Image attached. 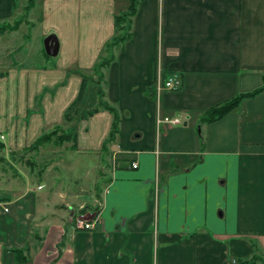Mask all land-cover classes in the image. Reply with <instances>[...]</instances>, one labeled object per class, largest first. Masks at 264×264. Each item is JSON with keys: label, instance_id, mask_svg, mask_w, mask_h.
Listing matches in <instances>:
<instances>
[{"label": "crops", "instance_id": "0c3cea01", "mask_svg": "<svg viewBox=\"0 0 264 264\" xmlns=\"http://www.w3.org/2000/svg\"><path fill=\"white\" fill-rule=\"evenodd\" d=\"M131 4L127 31L115 28ZM21 28V42L43 48L51 35L56 52L42 49L47 68L19 64L38 52L23 55L22 43L6 56L3 148L59 127L74 132V147L37 149L76 157L2 161L0 264H236L253 253L264 264V0H0V34ZM172 76L176 90H155ZM42 85L57 87L32 105ZM77 213L93 229H73ZM10 247L23 250L16 262Z\"/></svg>", "mask_w": 264, "mask_h": 264}, {"label": "rangeland", "instance_id": "374dc122", "mask_svg": "<svg viewBox=\"0 0 264 264\" xmlns=\"http://www.w3.org/2000/svg\"><path fill=\"white\" fill-rule=\"evenodd\" d=\"M33 1H35V0H33ZM33 5L31 6V9H32ZM25 8L27 9V7H25ZM34 15H32V16H34ZM22 33H25L23 28H21L20 31L4 33L3 35L0 34V73L4 72V67H5L4 65L7 61L6 56H7V59H9L11 56L13 57L14 56V54H13L14 50L13 49H16V47H18V45L20 43H22L21 47H20V51L22 52L23 55L28 54V53L34 54L37 50H38V52L36 54V57L30 56L28 61H23V62L19 61L20 62L19 64H21L22 66H27L29 68L30 67H34V68H38V67L47 68L48 67V62H46L47 60L40 58L43 54V50H42L43 48H42L41 42L38 40V41H31V43H29V44L27 42L23 43V42H21L22 38L20 37V35ZM10 52H12L11 56L9 55ZM15 54L17 55L16 50H15ZM56 87H57L56 85H54L53 87H47V86H43V85L37 86L36 88L33 87V90L35 92V97H34L35 102H33L32 105L37 106L38 102H40V100H42V98L45 95L50 96L54 92L53 90ZM24 88L27 90L32 89L31 86L20 87L17 93L20 94ZM1 96H2V94H1V85H0V112L2 111ZM11 96H12V94H11ZM12 104H13L14 112L18 114L22 109V103H20L19 101L17 103L15 101H13ZM29 114H31V113L28 111V116L23 117L22 119H16V120L20 123H22V122L25 123V122H27V120L29 118ZM32 115H33V113H32ZM40 115L43 117L42 112ZM50 132H51V139H50L51 142H54V141L57 142L60 138L63 137V135L65 133H67L65 130H63L59 127L52 128ZM0 143L3 144L2 137L0 138ZM52 145H54V143ZM52 145H46L43 148H39L37 150H32V151H28L29 149H27V148L20 149L18 151H11L8 148L5 149V147H4L3 149H0V164L2 165V161H15V162H18V161L26 162V161H28V163L30 162L29 164L33 163V165H37L36 162H33V161H69V158L76 157L75 152H72V151L56 152V151H60L61 149L58 150L56 147H54ZM56 153H60L62 155L59 156V158H57L58 156L56 155ZM73 161H74V159H73ZM1 165H0V167H4V169L6 170V167L3 165L1 166ZM16 167H17V165H16ZM30 168L33 172L36 170L34 166H31ZM17 169L24 170L27 168L21 166V167H17ZM70 175L71 174L68 175L67 173H64V176L66 178L70 177ZM30 176L32 177L33 174H31ZM0 187L1 188L3 187L2 181H0ZM7 226H10V222H7ZM13 249L18 250L21 253L23 252L22 249H17L16 247H10V250H9L10 253H12L11 251ZM253 249L255 250V247H253ZM261 260L262 259L259 255H257L256 253H253L252 256L247 261H243V262H245V263L250 262L253 264H261L262 263ZM239 262H242V261H239ZM11 263L15 264L14 261H12V260H11Z\"/></svg>", "mask_w": 264, "mask_h": 264}, {"label": "trees", "instance_id": "16d2710c", "mask_svg": "<svg viewBox=\"0 0 264 264\" xmlns=\"http://www.w3.org/2000/svg\"><path fill=\"white\" fill-rule=\"evenodd\" d=\"M129 12L127 14H120L118 16H115L113 18V24L115 25V28H118V25H122L121 27L123 28L122 30L127 31V23H125V18H127V16H129L130 14H132V4L130 5L129 8ZM127 34H123L122 36L120 35H114L109 41V43H105L104 47H103V51H108L113 45L117 44V42L119 40H122L123 38L126 37ZM100 60V59H99ZM109 60V58H101V61H98L100 63V67L103 66L107 61ZM98 62H97V66H98ZM83 78V77H82ZM81 78V79H82ZM84 78L81 80V82H84ZM82 90H83V86L81 83L80 89L78 91V95L75 98V100L65 109L64 113H63V120L64 121H71L73 118L72 116L75 115L77 106L80 104L81 99H82ZM259 90H256L250 94L256 93ZM242 95L241 96H237L234 99H231L230 101H228L227 103H224L216 108H213L208 114V116H206V120L207 121H211L213 119H216L218 117H220L222 114H224L225 112L229 111L230 109H232L235 105H237V103L239 102V100L242 99ZM92 113V111H90L88 114ZM85 115H82L81 117H84ZM112 125L114 126V121L112 123ZM67 133H65L63 135L62 138H60L57 142H52L54 144H62L63 142H69L71 143L70 147H74V132L70 133L71 131H66ZM114 132V128H112L111 130V135ZM51 132H47V133H43L40 134L38 137H36L34 139V142L27 147V149H29L28 151H32V150H37L38 147L44 145L45 143L51 142ZM0 149H3V145L2 143H0ZM24 149V148H23ZM26 149V150H27ZM14 254V260L16 262V257L20 258V255H22L21 252H19L16 249H13L11 251ZM19 262V261H18ZM17 263V262H16ZM237 264H253V263H245V262H239Z\"/></svg>", "mask_w": 264, "mask_h": 264}, {"label": "built area", "instance_id": "2783aa9c", "mask_svg": "<svg viewBox=\"0 0 264 264\" xmlns=\"http://www.w3.org/2000/svg\"><path fill=\"white\" fill-rule=\"evenodd\" d=\"M178 84H179L178 80L172 76L162 81H159L154 87L157 92L173 91L177 89ZM160 122L167 125H175L179 123V120L177 118H172V119L162 118ZM131 167L134 168L135 164H131ZM1 211L5 213L7 209L4 206H1ZM72 225H73V229L76 230L88 231L93 229V224L91 222H87L86 219L83 217V215H80L79 213L75 214V216L73 217Z\"/></svg>", "mask_w": 264, "mask_h": 264}, {"label": "water", "instance_id": "95a60500", "mask_svg": "<svg viewBox=\"0 0 264 264\" xmlns=\"http://www.w3.org/2000/svg\"><path fill=\"white\" fill-rule=\"evenodd\" d=\"M43 48L45 54L48 56H54L56 52V41L53 36H47L43 39Z\"/></svg>", "mask_w": 264, "mask_h": 264}]
</instances>
